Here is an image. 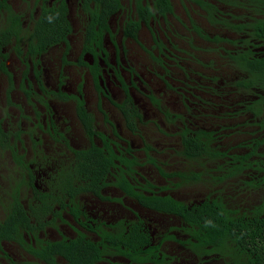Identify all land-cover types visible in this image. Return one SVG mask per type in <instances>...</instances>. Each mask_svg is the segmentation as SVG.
I'll return each instance as SVG.
<instances>
[{"label":"flooded vegetation","instance_id":"1","mask_svg":"<svg viewBox=\"0 0 264 264\" xmlns=\"http://www.w3.org/2000/svg\"><path fill=\"white\" fill-rule=\"evenodd\" d=\"M36 1L23 12L13 9L8 0L23 32L20 38L10 37L0 52V176H11L7 180L0 177V223L11 217L15 203L23 215L17 219H27L31 225V235L23 233V237L32 247L36 241L44 245L80 237L96 244L101 258L92 261L91 253H85L81 264H234L230 252L226 255L220 248L201 245L179 215L146 208L122 192L115 176L125 169L118 158L127 162L133 158L138 165L132 167V178L127 179L135 190L148 184L154 194L175 203L193 206L201 202H184L179 198L184 187L176 178L167 180L159 172H170L164 170V164L158 162L156 168L146 162L147 155L156 150L141 136L139 126L154 125L167 136L158 121L146 119L150 111L160 114L165 124L180 125L174 136L181 158L185 132L188 136L213 132L218 139L217 130L199 126V114L195 120L193 112L211 106L208 102L214 103L215 98L249 96L237 87L247 77L239 67V55L264 52V0H117L120 9L102 26H94L96 41L90 44L85 36L90 17L81 0H66L70 32L64 43L30 56L28 40L39 15ZM197 14L225 35L210 37L196 24ZM1 18L0 27H7L6 17ZM137 22L139 28L132 36ZM195 39L215 45L212 52H219L224 66L235 72V81L227 80V71L212 69L210 60L208 68L216 75L208 77L191 70V64L202 63L201 56L192 53H203ZM200 78L205 82L198 81ZM219 84L227 85L229 92L220 95ZM256 99H230L232 109L224 116L247 118V107ZM125 112L137 113L139 118L127 122ZM136 138L141 140V149L135 146ZM109 150L117 157L113 161L116 169L109 167L105 177L101 169L95 177L87 167L101 158L93 155L110 157ZM138 153H143L144 164ZM144 166H151L165 185L141 176L138 169ZM120 235L129 236L125 242L132 246L137 239H144L140 257L146 260L126 256L125 250L130 248H119ZM0 264L47 263L15 242L3 241ZM50 264H68V260L56 255Z\"/></svg>","mask_w":264,"mask_h":264},{"label":"trees","instance_id":"2","mask_svg":"<svg viewBox=\"0 0 264 264\" xmlns=\"http://www.w3.org/2000/svg\"><path fill=\"white\" fill-rule=\"evenodd\" d=\"M38 1L41 4H38ZM49 1L37 0L34 3V6L39 9V15L34 20L33 33L28 40L29 47L27 54L30 56L45 52L46 49L54 45L64 43L66 35L70 32L66 0H54L51 4H49ZM81 2L86 15L90 17V22L85 32L86 41L90 44V42L96 41L94 26L96 24L102 26L106 18L120 9V4L117 0H81ZM138 7H141V5L138 4ZM1 17H6L8 24L7 27H0V52L11 40L10 37L20 38L23 32L20 28L18 17L8 4V0H0ZM138 28L137 22L133 28L134 33L132 36L136 34ZM262 39L264 40L263 26ZM239 56V67L247 73V77L239 81L237 87H240L242 90L244 89L246 93L257 98L253 105H248L247 111L253 117L261 118L257 122V126L259 130L264 132V52L262 55H254L252 52L247 51ZM124 106L126 105L122 107ZM127 110L130 111L129 109ZM125 116V121L127 122L134 117L135 119L139 118L137 113L130 115V112H125ZM134 125L132 123L130 127L133 126L134 129ZM90 133L92 132L90 131ZM193 135L188 136L187 132H185L182 136L181 156L187 161H199L201 171L168 173L160 169L159 172L167 180L176 178L178 185L181 187L197 184L206 185L208 187L207 193L199 204L187 206L175 203L170 198H161L150 190L152 186L148 184H144L145 187L142 186L141 190H135L128 183L127 179L132 178V167L138 165V161L133 158L130 162L118 158L120 165L124 164L125 167L124 170H120L118 176H115L118 188L146 208L179 215L188 227L193 230V237L201 241V245L220 248L219 252L226 255L230 252L234 258V264H264V201L257 205V207L241 213V208H230L225 203L224 195H221L223 193L218 188L227 179H234L246 172L252 171H256L261 175L260 180H256V182L250 180L244 184L246 186L256 185L259 188L264 185V149L261 153L257 152L259 147H264V137L253 139L250 145H241L245 146L248 150L242 156H237L228 154L231 148L224 151L221 150L213 132L200 131ZM148 151L149 147L146 149V155ZM109 153L110 157L103 156L104 158L101 157L100 153L93 155V157L101 159L90 161L87 169L89 172H94L92 175L98 177L97 173L103 169L105 177V171L109 167L116 169L113 166V161L117 160V157L113 156L111 150H109ZM146 158L147 163H151L156 168H159L156 159L154 160L149 155ZM201 161L202 163H200ZM105 162H107L108 167H105ZM205 162L208 164L210 162L216 163L214 171H209L210 169L205 167ZM212 172L217 173L218 176L211 175L210 173ZM104 177L102 178L103 180ZM158 193L160 192L158 191ZM10 213L11 217L0 223V242H15L34 258L47 264H50L56 255L65 257L68 260V264H81L85 262V253L87 255L91 253L93 257L92 261L101 258L97 245L85 241L82 237L70 242L62 241L61 243L44 245L42 242L36 241L34 248L23 237V233L27 236L31 235V225L27 219H21L20 221L17 219V217L23 215L15 203L12 205ZM128 237L120 235L119 248H130L125 250V255L131 258V260L137 259L139 262L146 260L140 257L142 253L141 248L144 246L145 240L137 239L136 244L132 246L131 243L125 242L128 241Z\"/></svg>","mask_w":264,"mask_h":264},{"label":"rangeland","instance_id":"3","mask_svg":"<svg viewBox=\"0 0 264 264\" xmlns=\"http://www.w3.org/2000/svg\"><path fill=\"white\" fill-rule=\"evenodd\" d=\"M34 0H26V2H19V0H9L10 5L13 7V9H18L20 11H27L28 4L30 5ZM236 13V12H235ZM196 18L195 22L198 25V27L202 28L205 33H207L210 37L214 36H220L223 37L225 34L224 32L216 31V28L209 27L208 24H206L203 15L197 14V16H194ZM0 21H2V18H0ZM0 22V26H1ZM79 36V33H77L76 37ZM183 36L188 38V34L184 33ZM229 36V34H228ZM192 38V37H191ZM196 40V39H195ZM195 45H198L196 47L200 48L203 53L201 52H192L195 57L201 56L202 63L199 65L197 64H191V70L194 72H200L201 75L207 74L209 76L216 75L214 72H212L207 64V61L210 60L211 62V68L214 70H217L218 72L224 71L226 72L229 77L228 81L233 82L235 81L233 73L231 70H228L224 66V64L221 62V58L218 55L219 52H212V49H215L211 44H207L201 41L196 40ZM224 48H229L228 44L223 45ZM56 53V50L54 51ZM207 64V65H206ZM223 66V67H222ZM205 74H204V73ZM201 83L205 82L203 78L198 79ZM216 85H212V87L215 88ZM220 86L219 88V94H226L229 92L227 85H217ZM218 90V89H217ZM216 92V91H215ZM243 94L241 96L234 95L233 98L231 95L226 96L225 98H219L216 99L214 103L209 101L208 103L211 105L209 107H201L197 108L196 111L193 113L197 115L196 119L198 118L199 114V126H203L206 130H217V143L221 150H229V155H237L242 156L245 152H247V148L245 146L241 145H247L251 144V141L253 139H260L264 137V132L259 130L257 126V122L260 121L261 118L253 117L250 113H247V118L242 117L240 118L237 115V118H229L225 113H227V109H232V107L228 104L230 102V99H233L234 101L237 100H253L255 99V96L247 93ZM204 100H207V97L203 94H201ZM209 98V97H208ZM212 100V99H211ZM234 102H231L232 105ZM93 105V104H92ZM219 108V109H218ZM230 112V111H229ZM238 113V111H237ZM219 116V117H218ZM263 116V115H262ZM146 119H152L154 121H158L160 129L167 132V136H163L160 131L157 130V128L154 125H145L144 127L139 126V131L142 137H144V140L147 144H150L155 150L156 153L149 154L152 157H154L160 164H164V170L165 171H200L201 167L199 164V161L193 162H187V160L181 158L179 156L178 151H180L181 147L179 144L178 139L176 136H174V133H176V130L180 125H177L176 123L171 124H165L162 116L158 114L156 111H150ZM193 120V121H195ZM208 120V121H207ZM192 121V120H190ZM221 127V128H220ZM220 128V129H219ZM225 129V130H223ZM169 135H173L174 137H168ZM253 142V141H252ZM135 146H139V148H142L141 140L136 138V141L134 142ZM264 147H259L257 152L261 153L263 151ZM139 160L141 161V164H144V156L143 153H138ZM6 163V161L4 160ZM8 162V159H7ZM202 163V161L200 162ZM216 163H207L205 162V167L209 168V171H214ZM7 170L10 172V165H7ZM139 174L141 176H148L152 178V181L154 183H158L160 185H165L166 181L163 180L161 177L158 176L157 172L152 169L151 166H144L142 168L138 169ZM150 173V175H148ZM211 175L218 176L217 173H210ZM6 175V174H5ZM10 176L8 174L6 177L0 176L1 180H7V178ZM11 177V176H10ZM261 175L258 174L256 171L252 172H246L242 174L239 177H236L234 179H227L223 185L218 186V188L221 190V195H224V201L225 203L230 206V208L238 209L241 208H252L257 207L261 202L264 201V186L263 187H257L254 186H246L244 183L249 182L250 180H253L256 182V180H260ZM212 187V186H211ZM208 187L203 184H197V185H191L188 187H184L179 191V198L184 200V202H198L204 198V195L207 193ZM1 210V209H0ZM1 216V212H0Z\"/></svg>","mask_w":264,"mask_h":264}]
</instances>
